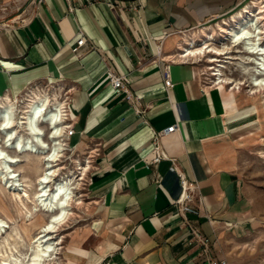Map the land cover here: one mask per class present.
<instances>
[{
  "label": "crops",
  "instance_id": "crops-1",
  "mask_svg": "<svg viewBox=\"0 0 264 264\" xmlns=\"http://www.w3.org/2000/svg\"><path fill=\"white\" fill-rule=\"evenodd\" d=\"M109 1L0 0V92L14 96L41 78L73 87L70 144L98 152L88 162L97 212L85 254L69 253L80 258L74 264H206L172 206L179 174L198 185L199 214L188 216L215 246L246 216L234 135L257 124L251 108L226 113L220 91L178 51L188 32L245 0ZM78 31L87 42L80 55L72 50ZM167 65L172 87L163 82ZM108 70L128 77L138 101L111 87Z\"/></svg>",
  "mask_w": 264,
  "mask_h": 264
},
{
  "label": "rangeland",
  "instance_id": "rangeland-1",
  "mask_svg": "<svg viewBox=\"0 0 264 264\" xmlns=\"http://www.w3.org/2000/svg\"><path fill=\"white\" fill-rule=\"evenodd\" d=\"M251 1L254 0H245L244 4L250 3ZM257 1H261L264 4V0ZM236 11L234 10V12ZM234 12L232 11L231 14H227L222 18L207 23L203 27L200 26L188 32L183 43L189 39L194 41V38L198 43L202 42V39H205L204 32L206 31V33L214 35L212 41L215 46L223 47L226 45L231 47L228 39H224L225 36L220 34L219 25H222L225 20L229 21V18ZM231 24L235 25V22H231ZM231 49V53L218 56V61L214 63L207 61L211 55L210 53L200 60L192 59L191 57H181L180 60L192 63L199 68L201 80L205 86L209 87L211 85L210 87H216L214 82L218 81L217 77L219 75L212 74L214 71L213 68L220 69L221 77H228L241 82L239 88H235L234 90H231L233 85H223L224 92L226 94L233 92L236 105L242 110L248 108L254 109V115L251 120L257 124V127L247 131L241 130L234 135V143L239 155L238 171L245 184L248 199L247 213L241 222V228L225 230L218 237L217 244L211 246V248L213 253H215V257H218L217 255L219 254L226 259V264H264V91L261 90L254 94L251 93L252 85L249 79L252 77V74H248L241 69L242 58L240 57L244 54H242L243 52H234V50L240 49V47H231ZM178 52L180 53V51ZM228 55L235 57L230 59L226 57ZM218 65L222 67H218ZM72 89L73 87L66 80H59L52 83L48 78H41L27 84L16 97L13 95L10 96L16 109V114L21 116L28 102L36 99L38 96H44L46 91L49 92L46 95H49L51 98L55 97L61 102L70 98L72 102ZM2 90L4 92L2 96L3 102H6L4 96L9 93H7L8 90ZM42 126L46 131L48 130L46 124ZM22 130L24 136H26L27 131ZM65 149L63 151L64 155L58 161L60 163L59 166L64 167L61 171L63 173L65 172V174L68 173V169L75 170L78 163L83 165L84 159L89 155H92L89 159L92 160L90 163L93 164L95 156L98 154L95 150L90 152V149L76 151L72 145ZM22 159L19 164L20 168L18 166L20 177L28 183L25 188L28 190L29 195L33 196L36 188V177L41 172L43 166L41 156L35 153H27L22 156ZM79 171L77 169V174H79ZM90 174V172L86 173L84 179L79 180L81 182L80 188L76 190L78 192L76 196L82 195L83 203L73 205L72 210L74 214L55 235L59 239L62 238L61 243L58 245L59 253L57 254V258L55 261L46 262V264H58L57 261L62 264H74L75 262L73 260L78 262L80 258H75L71 254L68 257L66 256L67 252L84 255L85 252L81 248L86 249L89 247L90 240L88 232L97 212V205L93 202L89 191ZM12 188L5 186L4 180L0 182V219H3L7 225L0 234V262L6 259L13 264L14 259L18 258L24 264L31 257L30 239L37 230L35 223L43 222L48 218V214L43 211H33V201L31 199H25L24 205L32 211V216L24 217V207L13 197Z\"/></svg>",
  "mask_w": 264,
  "mask_h": 264
},
{
  "label": "bare ground",
  "instance_id": "bare-ground-1",
  "mask_svg": "<svg viewBox=\"0 0 264 264\" xmlns=\"http://www.w3.org/2000/svg\"><path fill=\"white\" fill-rule=\"evenodd\" d=\"M262 3L254 0L242 5L238 11L231 15L229 21L225 20L222 25H219L220 34L225 36L224 39H228L231 47H240L234 52H243L242 54H244L240 57L242 58L241 69L252 74L249 79L252 85V94L261 90L264 91V4ZM231 22H235V25ZM204 37L205 39L199 43L194 38V41L189 39L181 44L179 46L180 57L200 60L210 53L207 61L214 63L218 61V56L232 52L229 46H215L212 41L214 35L205 31ZM226 57L233 59L235 56L228 55ZM218 67L222 66L218 65ZM213 70L212 74L219 75L218 81L214 82V85L220 91L225 112L237 111L238 105H236L233 92L226 94L223 85H233L231 90H234L239 88L241 82L228 77H221L219 68H213ZM26 79L28 78L24 79L23 84L28 82ZM2 96L3 93L0 92V98ZM4 98H6V102H3V111L0 109V117L3 113V122L0 121V142H2V146L0 145V182L4 180L5 186L13 187L12 195L24 207V214L21 212L24 217L32 216V211L24 205L25 199L33 201V211H43L48 214V218L43 222L35 223L37 230L30 239L31 257L24 263L46 264V262L55 261L57 258L58 245L62 238L59 239L55 235L74 214L73 205L83 203L82 195L76 196L78 193L76 190L80 188L81 182L79 180L84 179L90 165L89 163L83 165L78 163L75 170L68 169L66 174L61 171L64 167L59 166L58 161L64 155L63 130L66 124L60 122L64 114L63 102L46 94L38 96L28 102L23 114L19 116L16 114L11 96L7 94ZM251 109L254 112V109ZM43 124L47 125V131L42 126ZM22 129L27 131L26 136H24ZM27 153L40 155L43 164L41 172L36 177V188L33 196L29 195L25 188L28 183L22 180L18 170V166L23 160L22 156ZM77 169L80 170L79 174H77ZM5 227H7L5 221L0 219V234ZM69 253L67 252L66 256L69 257ZM74 254L77 253L74 252ZM77 255L79 256V254ZM70 260L72 259L70 258ZM57 263L62 264L59 261ZM0 264L11 263L4 259ZM13 264L22 263L18 258H15Z\"/></svg>",
  "mask_w": 264,
  "mask_h": 264
},
{
  "label": "built area",
  "instance_id": "built-area-1",
  "mask_svg": "<svg viewBox=\"0 0 264 264\" xmlns=\"http://www.w3.org/2000/svg\"><path fill=\"white\" fill-rule=\"evenodd\" d=\"M102 2L106 5H113L114 3L109 0H102ZM87 44L86 38L82 31H78L77 40L75 45L73 46V52L77 55H80L81 48H83ZM108 82L114 90L124 91L126 93L125 98L131 103L138 101L137 97L131 92L129 89V79L125 74L117 73L111 70L107 71ZM163 82L165 87H172L173 83L170 78L169 73V65L165 67L163 72ZM45 94H49L46 91ZM0 109L3 111V97L0 98ZM64 111L63 117L60 122H65V127L63 130V139H64V147L69 148L70 145V137L75 133V114L71 108V99L68 98L64 100ZM136 112L141 114L140 110L135 109ZM0 121L3 122V113L0 117ZM176 124L171 125L165 129H162L157 132L156 136L166 135L175 131ZM45 139V136H44ZM2 146V142H0ZM157 147H155V157L154 162H158L162 157L163 153L157 151ZM66 150V149H65ZM63 150V151H65ZM61 152V151H60ZM163 154V155H162ZM89 160V156L84 159V163L87 164ZM179 183L181 187V193L179 197L172 201V206L177 209V215L181 218L182 224L186 227L191 233V243L195 242L198 244L200 248V253L206 264H226V259L218 258L213 255L211 250L210 241L203 235L200 228L189 218V214L197 215L199 214V206L202 203L201 195L198 190V185L195 182H190L187 177L180 173L179 174Z\"/></svg>",
  "mask_w": 264,
  "mask_h": 264
}]
</instances>
